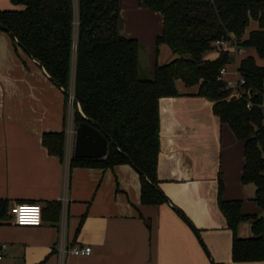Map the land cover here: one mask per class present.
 I'll return each instance as SVG.
<instances>
[{
	"label": "crops",
	"instance_id": "obj_1",
	"mask_svg": "<svg viewBox=\"0 0 264 264\" xmlns=\"http://www.w3.org/2000/svg\"><path fill=\"white\" fill-rule=\"evenodd\" d=\"M117 4L120 31L136 39L137 58L141 51L149 75L154 63L174 56L164 43H154L160 14L138 0ZM13 8L20 5L0 0V10ZM226 42L233 57L221 79L233 81L238 59L252 55V49L235 46L231 36ZM217 49L211 46L203 57L213 58ZM175 88L177 94L157 100L155 172L168 201L141 203L138 176L128 163L69 166L71 141L66 145L65 140L60 159L48 153L41 134L64 130L63 94L38 61L0 28V201L5 204L0 264H59V241L65 249L90 247L84 255L63 251V264H264L231 260V232L215 201L219 181L221 197L239 199L241 213L261 216L264 232L262 210L250 199L253 186L240 181L242 142L212 113L210 103L193 93L195 86L176 80ZM16 202L39 203L41 223H12L7 208ZM237 235H250L249 220L237 224Z\"/></svg>",
	"mask_w": 264,
	"mask_h": 264
},
{
	"label": "trees",
	"instance_id": "obj_2",
	"mask_svg": "<svg viewBox=\"0 0 264 264\" xmlns=\"http://www.w3.org/2000/svg\"><path fill=\"white\" fill-rule=\"evenodd\" d=\"M20 8L0 10V28L45 69L63 94L70 92L71 122L87 121L106 136L99 157L68 155L69 166L110 167L128 163L137 173L141 203L168 201L159 186L155 164L158 148L157 100L177 94L175 81L195 86L193 93L210 103L212 113L242 142L240 181L251 183L252 199L264 216V67L250 54L241 56L236 72L243 78L240 96L216 78L229 61L226 49L213 58L203 54L216 39L231 36L237 47L264 56V0H138L160 14L154 43H164L174 56L154 63L150 77L137 76V41L121 33L117 0H10ZM249 20L255 27L246 31ZM251 105H244V89ZM78 104V112L75 107ZM41 142L59 159L64 130L44 131ZM217 181L216 206L230 229L233 261L264 260L261 216L243 214L239 199H223ZM58 205L52 202V206ZM5 210L0 201V214ZM42 210V207H41ZM179 210V209H178ZM179 213H183L179 210ZM42 215V213H41ZM249 220L248 236L237 235V224Z\"/></svg>",
	"mask_w": 264,
	"mask_h": 264
},
{
	"label": "built area",
	"instance_id": "obj_3",
	"mask_svg": "<svg viewBox=\"0 0 264 264\" xmlns=\"http://www.w3.org/2000/svg\"><path fill=\"white\" fill-rule=\"evenodd\" d=\"M227 44L228 43L226 42V39H216L213 41V45L216 46L218 49L220 48L226 49ZM223 72H224V66L219 67V69L217 70L216 78L221 79ZM222 81L224 82L225 87L231 89L230 96L238 97L241 95L238 90V87L243 82V78L239 76L237 73H236V78L233 81H229V80H222ZM249 95H250L249 89L248 88L244 89V98H245L244 105L246 107H249L251 105V102L249 100ZM66 100H67L66 103H68L71 106L73 100L70 92L67 93ZM260 105H261L260 108L264 113V103L262 102ZM70 134H71L70 124L69 125L66 124L64 128V137H65L64 140L66 145H68L70 142ZM64 200H65L64 197H62L61 199L62 205H64ZM7 213L9 216V220L17 225H39L41 223L42 210H41V205L39 203H35V202L12 203L11 205L8 206ZM58 251H59V264H63L61 257L63 251H66L67 253L73 255H84L89 253L90 247L89 245H72L65 249L61 241H59ZM0 257H1V253H0ZM66 264H71V263L68 262Z\"/></svg>",
	"mask_w": 264,
	"mask_h": 264
},
{
	"label": "water",
	"instance_id": "obj_4",
	"mask_svg": "<svg viewBox=\"0 0 264 264\" xmlns=\"http://www.w3.org/2000/svg\"><path fill=\"white\" fill-rule=\"evenodd\" d=\"M75 107L77 111L80 112L76 101H75ZM105 149H106V136L103 133H101L90 122L78 121L73 126L72 145H71V154L73 156L92 157V158L99 157L104 154Z\"/></svg>",
	"mask_w": 264,
	"mask_h": 264
},
{
	"label": "rangeland",
	"instance_id": "obj_5",
	"mask_svg": "<svg viewBox=\"0 0 264 264\" xmlns=\"http://www.w3.org/2000/svg\"><path fill=\"white\" fill-rule=\"evenodd\" d=\"M250 22H249V24L247 25V26H245V28H244V30H243V34H246V31L248 30V28L250 27V25H254V21L253 20H249ZM119 29H120V27H119ZM240 48V47H239ZM246 48V47H245ZM213 49V48H212ZM251 52H252V55H253V57H254V60H255V62L257 63V64H259V65H262L263 67H264V56L263 57H259V56H257L252 50H251ZM139 54H138V58H137V68H136V72H137V76L138 77H141V78H148V77H150V74L149 75H147V73H146V71H145V69H144V66H143V63H142V61H141V51H139L138 52ZM231 55H229V57L231 58V56L233 57V52H232V48H231V53H230ZM204 55V54H203ZM232 63V60L230 61V65H232L231 64ZM67 101V100H66ZM65 110H66V115H67V120H66V124H70V127H71V134H70V148H71V143H72V130H73V124H71V122H70V112H71V106L68 104V103H66V106H65ZM66 126V125H65Z\"/></svg>",
	"mask_w": 264,
	"mask_h": 264
}]
</instances>
